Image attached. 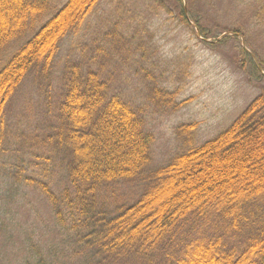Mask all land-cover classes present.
I'll list each match as a JSON object with an SVG mask.
<instances>
[{
    "label": "trees",
    "instance_id": "trees-1",
    "mask_svg": "<svg viewBox=\"0 0 264 264\" xmlns=\"http://www.w3.org/2000/svg\"><path fill=\"white\" fill-rule=\"evenodd\" d=\"M100 1L67 0L43 23L52 0H0V168L14 95L30 72L48 95L63 42L79 35ZM255 17H264V6ZM20 40L26 43L6 57ZM151 81V103L168 113L181 105ZM144 115L145 107L113 92L101 70L68 60L48 137L69 187L58 196L47 183L23 179L21 167L11 177L39 189L58 224L71 223L74 243L100 264H264V90L227 130L157 169L149 168L154 136ZM197 127L183 125L177 134L192 146ZM122 183L141 186V193L113 215L104 195Z\"/></svg>",
    "mask_w": 264,
    "mask_h": 264
},
{
    "label": "rangeland",
    "instance_id": "rangeland-1",
    "mask_svg": "<svg viewBox=\"0 0 264 264\" xmlns=\"http://www.w3.org/2000/svg\"><path fill=\"white\" fill-rule=\"evenodd\" d=\"M52 1L43 23L67 0ZM159 1L101 0L79 35L63 42L48 95H41L34 72L14 95L7 109L8 152L0 168V264L101 262L74 243L71 223L58 224L39 189L11 177L21 167L23 179L47 183L58 196L69 187L62 155L48 137L58 116L68 60L101 70L114 93L135 108L145 107L146 131L154 136L150 169L166 166L176 155L227 130L262 94L264 17L257 20L255 15L264 0ZM183 12L189 26L183 23ZM25 43L15 42L6 57ZM151 79L174 93L175 103L181 105L168 113L166 107L151 103ZM189 124L198 126L192 146L177 134L179 127ZM140 187H115L104 195L107 208L115 215L118 207L132 205ZM76 222L79 227L84 223Z\"/></svg>",
    "mask_w": 264,
    "mask_h": 264
}]
</instances>
